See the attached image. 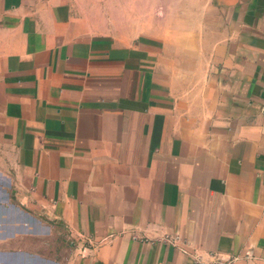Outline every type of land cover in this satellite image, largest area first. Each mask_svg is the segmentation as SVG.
Segmentation results:
<instances>
[{"label": "crops", "instance_id": "1", "mask_svg": "<svg viewBox=\"0 0 264 264\" xmlns=\"http://www.w3.org/2000/svg\"><path fill=\"white\" fill-rule=\"evenodd\" d=\"M0 264H264V0H0Z\"/></svg>", "mask_w": 264, "mask_h": 264}]
</instances>
